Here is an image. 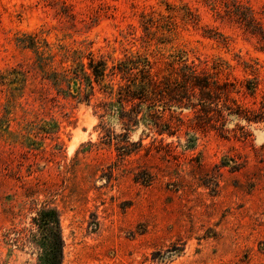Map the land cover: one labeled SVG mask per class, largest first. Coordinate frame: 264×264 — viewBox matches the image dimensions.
Masks as SVG:
<instances>
[{
  "label": "rangeland",
  "instance_id": "374dc122",
  "mask_svg": "<svg viewBox=\"0 0 264 264\" xmlns=\"http://www.w3.org/2000/svg\"><path fill=\"white\" fill-rule=\"evenodd\" d=\"M224 2L264 33V0H0V264H44L12 240L45 204L62 264H264V122L228 117L222 135L157 106L161 126L126 129L109 75L127 58L159 76L220 63L258 107L263 43Z\"/></svg>",
  "mask_w": 264,
  "mask_h": 264
},
{
  "label": "trees",
  "instance_id": "16d2710c",
  "mask_svg": "<svg viewBox=\"0 0 264 264\" xmlns=\"http://www.w3.org/2000/svg\"><path fill=\"white\" fill-rule=\"evenodd\" d=\"M224 4L227 14H236L237 22L245 27L247 33L259 37L264 48V33L252 13L240 5L232 4L231 8L228 2ZM207 66V61L200 59H197V63L183 60L179 67L172 65L171 72L163 76L154 73L152 65L146 59L127 58L112 67L109 75H119L123 82L122 85L118 84V94L121 96L118 113L123 126L127 129L140 120H146L148 124L156 127L161 126L158 121L162 115L158 114L157 106L164 109L174 107L181 112L191 111L199 128L216 129L222 135L228 133V117L243 120L248 124L264 122V95L256 108L241 106L232 95L243 91L237 88L235 83L219 77L221 64L215 63L212 72ZM246 90L250 88L246 87ZM134 101L138 103L133 109L127 110L124 103ZM143 104H147L148 110L144 115L141 112ZM129 145L138 147V143ZM131 152L121 151L119 156H126ZM15 234L12 245L19 249L29 248L37 251L43 257L44 264H62L64 239L60 212L56 207L43 205L32 218L31 227Z\"/></svg>",
  "mask_w": 264,
  "mask_h": 264
}]
</instances>
